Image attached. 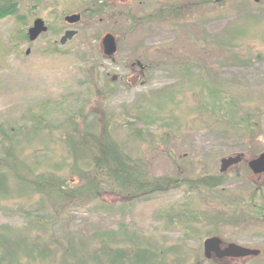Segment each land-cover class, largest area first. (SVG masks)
<instances>
[{
    "label": "rangeland",
    "instance_id": "374dc122",
    "mask_svg": "<svg viewBox=\"0 0 264 264\" xmlns=\"http://www.w3.org/2000/svg\"><path fill=\"white\" fill-rule=\"evenodd\" d=\"M16 2V15L0 20V157L1 130L25 126L29 136L16 151L21 174L51 171L81 187L90 158L75 134L72 159L66 136L77 126L99 141L106 124L121 152L139 162L143 191L158 180L176 184L112 196L100 180L97 198H87L92 187L77 205L58 206L55 223L37 234L25 230L20 206L35 212L44 199L8 175L0 238H9L0 241V264H264V174L247 168L264 153V0ZM74 14L80 22L66 26ZM36 19L48 32L29 43ZM68 28L77 35L61 46ZM105 34L117 47L110 59L102 54ZM212 91L234 100L238 113L257 115L253 137L230 133L200 108L198 99L208 102ZM34 124L40 131L31 137ZM237 154L243 161L228 168L222 185L198 183L220 175V161ZM10 236L25 239L17 255L2 253L13 247ZM212 237L260 255L207 260L203 243Z\"/></svg>",
    "mask_w": 264,
    "mask_h": 264
},
{
    "label": "trees",
    "instance_id": "16d2710c",
    "mask_svg": "<svg viewBox=\"0 0 264 264\" xmlns=\"http://www.w3.org/2000/svg\"><path fill=\"white\" fill-rule=\"evenodd\" d=\"M17 7L16 0H0V20L15 16L18 11ZM23 37H25V35H23ZM211 94L213 96H210L211 100L208 102L204 98L198 99L200 108L211 111L213 116L217 117L221 123L223 122L224 127L230 129V133H232L233 130H235V132L241 131L240 134L243 133L242 135L245 134V136L248 135L250 137H253L256 134L258 126L257 115L254 112L252 115L242 114V112L238 113V110L236 109L237 103L234 100H227L226 98H224V100L223 96L221 99H219L218 91H212ZM102 123H105L104 120ZM103 126V133L100 135L99 141L89 133V130H87L88 132L85 133H83V128L76 130L77 126H74V135L72 132L66 136V147L72 159L77 154V144L73 142L75 134H77V139H81V142L83 143L81 148L85 152L83 153L90 158L88 160L84 174L80 175L82 180L86 183L85 185L76 188L72 186L70 187L64 181L61 182L60 178L55 177L54 173H50L51 171L42 172L37 175L34 173L33 177H25L26 174L22 175L20 172L22 164L17 162L18 158L16 156V151L17 145L21 141L20 139H22L24 136H29L27 133L28 130L25 128V126L19 127V131L14 133H12L11 129H9L7 132L1 130V135L4 139V143L2 142V145H4L2 147V153L4 156L0 157V192H6L8 187H6L5 179L8 175H10L17 186L16 188H22L24 191H27L30 194H37L45 200L40 201L39 205L34 210L35 212L26 210L25 205L20 206V208H22L21 211L26 215V217H24L27 218L25 227L27 232L31 231L39 234L38 232L46 231L47 227H50L52 224H54L55 220H57L59 216L60 211L58 210V206L64 208L67 205H77L73 204L74 199H82L84 197L83 200H85L86 198L84 195L87 193L89 194V191L93 188L95 189V194L87 195V198H97L98 196H96V188L100 180H102L105 184L110 185L111 190H108L110 191L108 194L112 196H120V194L123 195L125 193L134 192L138 194L140 193L142 195H145V193L151 194L160 191L164 185L174 186L176 184L175 181H171L170 184L166 185L167 183H162L161 180H158L157 182H154L153 185L151 184L149 186V190L146 189L143 191L145 186L141 181L142 172L141 167L139 168L138 166L139 162L132 161L128 156L124 155L117 146V143L108 134L107 125L103 124ZM88 127L89 126L86 128ZM29 130L32 133L31 137H36L39 135L40 127L34 124ZM226 133L231 135L229 132ZM24 167L27 169L26 166ZM32 174L33 173L31 171H28L27 173V175ZM224 174L220 173V175L211 178L206 177L198 183L207 189L215 188L224 183ZM98 194L100 193L98 192ZM105 195H102L101 197ZM33 214L39 216L32 217ZM6 230L7 229L4 231L0 230V232H5ZM8 238L9 237L2 236L0 241ZM10 238L13 239L11 236ZM12 244L13 247L10 248V251L4 247L2 251L3 255L9 254L11 256L13 255L11 254L12 251L13 253L16 251V254L14 255H17L23 246L26 247L25 239L22 240L21 236H18L17 239H13ZM45 249L46 247H44V251Z\"/></svg>",
    "mask_w": 264,
    "mask_h": 264
},
{
    "label": "water",
    "instance_id": "95a60500",
    "mask_svg": "<svg viewBox=\"0 0 264 264\" xmlns=\"http://www.w3.org/2000/svg\"><path fill=\"white\" fill-rule=\"evenodd\" d=\"M80 20L79 15L66 16L64 21L67 24L73 25L78 23ZM48 31L47 26L41 19H36L30 28L27 30V39L30 43L35 42L42 34ZM76 35L75 31H67L61 37L59 44L65 45ZM104 46V56L106 58H112L116 51V43L111 35H107L102 40ZM29 54V50L26 51ZM243 154H237L233 157L224 158L220 161L219 172L221 174L226 173L229 167L240 164L243 160ZM248 169L253 175L264 174V153L260 154L255 159H252L247 164ZM222 241L217 237L208 238L203 243V256L205 259H211L214 256L216 259L229 258V259H240L246 257H257L260 255L259 250L248 249L236 244H227L222 247Z\"/></svg>",
    "mask_w": 264,
    "mask_h": 264
},
{
    "label": "flooded vegetation",
    "instance_id": "af4514ba",
    "mask_svg": "<svg viewBox=\"0 0 264 264\" xmlns=\"http://www.w3.org/2000/svg\"><path fill=\"white\" fill-rule=\"evenodd\" d=\"M114 1H128V0H114ZM89 14L92 15V12L90 11ZM74 15H79V16H80V20H81V14H74ZM65 17H66V16H65ZM80 20H79V22H80ZM63 21H64V20H63ZM99 21H100V23H101V20H99ZM79 22H78V23H79ZM64 24H65L66 26H69V27L75 25V24H73V25L67 24L65 21H64ZM31 26H32V25H31ZM67 31H74V30H71V28H68V29H66V30L63 32L62 36H63V35L65 34V32H67ZM75 32H76V35H77V31H75ZM76 35H75V36H76ZM107 35H110V34H105V35L102 37V40H103L104 37H106ZM62 36H61V37H62ZM75 36H74V37H75ZM61 37H60V39H61ZM74 37H73V38H74ZM73 38H72V39H73ZM72 39H71V40H72ZM71 40H70V41H71ZM102 40H101V49H102V54H103V56H104V53H105V52H104V46L102 45ZM59 41H60V40H59ZM28 42H29V41H28ZM68 42H69V41H68ZM29 43H30V42H29ZM62 46H63V45H62ZM29 51H30V50H29ZM115 54H116V53H115ZM26 55H28V54H26ZM104 57H105V56H104ZM105 58H106V57H105ZM106 59H109V58H106ZM243 157H244V156H243ZM242 161H243V160H242ZM228 259H229V258H228ZM230 260H233V259H230Z\"/></svg>",
    "mask_w": 264,
    "mask_h": 264
}]
</instances>
